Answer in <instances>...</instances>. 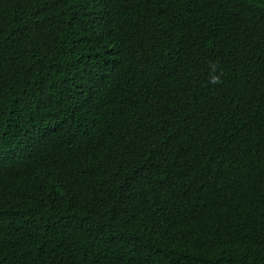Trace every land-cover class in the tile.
Segmentation results:
<instances>
[{
    "label": "trees",
    "instance_id": "obj_1",
    "mask_svg": "<svg viewBox=\"0 0 264 264\" xmlns=\"http://www.w3.org/2000/svg\"><path fill=\"white\" fill-rule=\"evenodd\" d=\"M0 264H264V0H0Z\"/></svg>",
    "mask_w": 264,
    "mask_h": 264
}]
</instances>
